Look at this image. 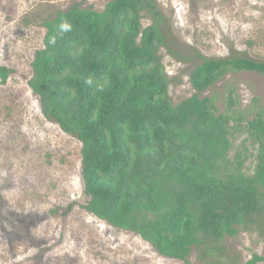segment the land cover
<instances>
[{
	"label": "trees",
	"instance_id": "obj_1",
	"mask_svg": "<svg viewBox=\"0 0 264 264\" xmlns=\"http://www.w3.org/2000/svg\"><path fill=\"white\" fill-rule=\"evenodd\" d=\"M163 20L155 0H109L101 11L76 1L42 21L28 85L44 117L81 143L87 211L162 256L187 262L195 249L204 264H239L224 240L264 236V109L248 119L233 90L223 111L200 93L229 70L264 73V60L202 57L190 72L195 93L173 103L158 53ZM13 72L0 66V80ZM260 261L254 253L243 264Z\"/></svg>",
	"mask_w": 264,
	"mask_h": 264
},
{
	"label": "rangeland",
	"instance_id": "obj_2",
	"mask_svg": "<svg viewBox=\"0 0 264 264\" xmlns=\"http://www.w3.org/2000/svg\"><path fill=\"white\" fill-rule=\"evenodd\" d=\"M76 1L101 11L109 0H0V66L14 69L0 80V264H204L195 249L187 262L162 256L82 206L81 143L44 117L28 85L34 52L43 46L42 21ZM155 1L164 15L158 53L173 103L195 93L190 72L202 57L264 60V0ZM151 23L144 12L142 25ZM231 90L245 118L264 109L258 71L229 70L200 96L216 97L223 111ZM246 167L251 172L254 161ZM224 245L239 264L264 256V236L255 231L240 230Z\"/></svg>",
	"mask_w": 264,
	"mask_h": 264
},
{
	"label": "clouds",
	"instance_id": "obj_3",
	"mask_svg": "<svg viewBox=\"0 0 264 264\" xmlns=\"http://www.w3.org/2000/svg\"><path fill=\"white\" fill-rule=\"evenodd\" d=\"M71 30V26H70V24L69 23H67V22H62L60 25H59V31L60 32H68V31H70ZM50 43H55V40L53 39V40H51L50 41ZM88 83H91V80H89L88 81Z\"/></svg>",
	"mask_w": 264,
	"mask_h": 264
}]
</instances>
